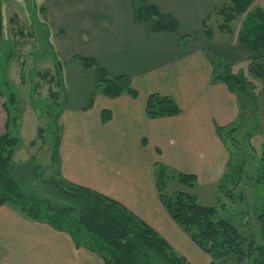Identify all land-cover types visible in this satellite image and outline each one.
Listing matches in <instances>:
<instances>
[{"label": "crops", "instance_id": "obj_1", "mask_svg": "<svg viewBox=\"0 0 264 264\" xmlns=\"http://www.w3.org/2000/svg\"><path fill=\"white\" fill-rule=\"evenodd\" d=\"M143 1L172 16L177 31L148 33L133 17V0H43L52 45L61 66H66L68 80L85 82L80 98L72 94L60 113L56 172L70 184L121 204L188 264H209L212 258L192 242L160 202L156 168L193 175V192L200 205L208 204L202 201L206 190L215 198L230 159L217 130L234 125L239 107L224 84L212 82L210 57L236 65L258 59L264 67V53H254L236 40L217 41L214 34L206 37V21L214 12L212 0ZM257 7L264 9V0ZM77 57L94 60L110 78L129 77L137 96L111 99L95 93L89 105L95 72L84 69ZM150 94L170 96L180 112L148 118L145 107ZM102 111L109 115L105 123L100 119ZM6 119L0 104V134ZM176 191L188 193L170 176L162 193ZM0 264L104 262L77 247L68 233L1 205Z\"/></svg>", "mask_w": 264, "mask_h": 264}, {"label": "trees", "instance_id": "obj_2", "mask_svg": "<svg viewBox=\"0 0 264 264\" xmlns=\"http://www.w3.org/2000/svg\"><path fill=\"white\" fill-rule=\"evenodd\" d=\"M230 1L231 8L220 12L226 17L225 24L220 26L224 32L229 31L227 23L233 21L235 16L245 13L255 0ZM132 12L135 20L141 23L148 33H174L178 29L177 22L172 16L160 13L143 0H133ZM245 17L237 33L236 42L254 53H264V9L256 7ZM1 31L0 16V36ZM210 33H206V37H209ZM77 60L84 69H94L95 72L94 91L89 105L95 93L111 99L123 94L132 98L137 96L136 91L131 87L129 77L121 75L110 78L94 60L84 57H77ZM210 62L212 82L224 84L228 91L235 95L239 112L244 104H251L256 99L255 85L242 68H235L231 63L216 57H210ZM59 67L61 62L58 60L56 72L58 79L59 73L61 74ZM247 73L255 79L261 78L264 75L262 62L258 59L249 62ZM4 109L9 119V108L4 105ZM145 112L148 118L156 119L176 116L180 109L170 96L150 94L146 100ZM100 119L102 123L107 122L108 112L102 111ZM238 119L239 115L232 127L217 130L224 142L227 140L226 136L237 129ZM16 144L17 139L9 133L4 132L0 136V206H12L35 222L68 233L77 247L82 246L98 255L104 264H188L159 234L121 204L82 186L70 184L60 178L57 172V179H51L52 184L59 189L63 198L75 207L71 205L59 207L60 205L52 204L48 200L22 194L20 184L15 180L16 172L13 171L12 165ZM55 165L54 163L53 166ZM156 169H158L156 184L160 202L192 242L212 258L209 264H216V261L230 257H234L237 263L245 260L249 264H264V213L257 216L260 225V242H258L254 237L242 235L229 221L216 218V209L198 204L194 195L183 192L163 194L165 170L161 166ZM174 179L178 184L186 187H192L196 182L193 175L181 173L174 174ZM80 237L83 241H78Z\"/></svg>", "mask_w": 264, "mask_h": 264}, {"label": "rangeland", "instance_id": "obj_3", "mask_svg": "<svg viewBox=\"0 0 264 264\" xmlns=\"http://www.w3.org/2000/svg\"><path fill=\"white\" fill-rule=\"evenodd\" d=\"M212 3L214 12L206 21L211 37L214 34L212 38L217 41H235L245 16L263 4V0H255L245 13L227 23L228 32L220 28L226 22L220 12L231 8V1L212 0ZM41 8H44L43 0H0V104L3 109L4 105L8 107L10 113L4 132L17 139L12 165L22 194L48 200L59 207H75L63 198L51 179H57V167L53 164L60 113L72 94L77 100L80 98L85 82L68 80L64 64L59 67L61 74L57 78L58 58L45 12L42 13L45 10ZM247 64L242 61L232 65L249 75L255 85L256 99L242 106L237 129L226 136L229 165L224 179L215 188L218 190L215 198L206 190L202 201L216 209V218L229 221L242 235L260 242L257 216L264 213V78L255 79L247 73ZM75 88L81 89L74 92ZM165 176V180L174 177L168 172ZM164 185L163 182L162 189ZM180 186L198 200L193 192L195 184ZM78 241L83 240L80 237ZM216 264L249 263L245 260L237 263L230 257Z\"/></svg>", "mask_w": 264, "mask_h": 264}]
</instances>
